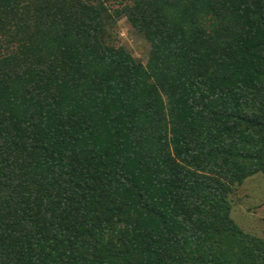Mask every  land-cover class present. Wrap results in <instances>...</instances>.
I'll use <instances>...</instances> for the list:
<instances>
[{"label":"trees","instance_id":"trees-1","mask_svg":"<svg viewBox=\"0 0 264 264\" xmlns=\"http://www.w3.org/2000/svg\"><path fill=\"white\" fill-rule=\"evenodd\" d=\"M263 171L264 0H0V264H264Z\"/></svg>","mask_w":264,"mask_h":264},{"label":"rangeland","instance_id":"rangeland-1","mask_svg":"<svg viewBox=\"0 0 264 264\" xmlns=\"http://www.w3.org/2000/svg\"><path fill=\"white\" fill-rule=\"evenodd\" d=\"M120 43L143 63L148 44L124 17L117 20ZM230 216L244 231L264 238V171L247 178L229 198Z\"/></svg>","mask_w":264,"mask_h":264}]
</instances>
